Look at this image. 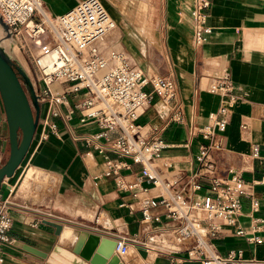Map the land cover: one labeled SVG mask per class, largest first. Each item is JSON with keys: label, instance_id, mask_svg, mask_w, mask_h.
Returning <instances> with one entry per match:
<instances>
[{"label": "crops", "instance_id": "0c3cea01", "mask_svg": "<svg viewBox=\"0 0 264 264\" xmlns=\"http://www.w3.org/2000/svg\"><path fill=\"white\" fill-rule=\"evenodd\" d=\"M42 1L51 16L62 14L80 2ZM104 1L106 5L102 2L103 5L116 22V29L107 37L104 47L122 52L130 65L148 75L171 76L177 82L176 102L180 105L182 120L172 119L174 103L164 104L153 96L137 123L145 137L159 138L166 144L160 158L155 160L160 176L164 180L177 179L173 188L190 200L205 194L210 182V176L203 174L194 179L200 188L191 187L194 181L191 177L199 170L197 155L205 143L198 130L207 124L208 115L220 103V96L209 92L208 86L223 72L230 74L236 100L221 134L223 149L212 151L217 167L215 174L228 178L231 168L246 182H252L250 193L258 199L259 209L253 212L250 197H245L239 225L246 230L258 226L256 235L262 242L250 244L244 236L235 233V228L226 226L212 242L220 255L241 250L249 260L245 264H264V221H257L264 219V0H210L208 22L212 33L200 46L193 43L190 14L193 0ZM123 2L124 9H121L119 5ZM242 123L249 129L242 130ZM58 125L59 134H50L46 140L39 141L35 132L21 165L1 184L0 193L8 196L13 220L9 232L13 243L5 248L3 264H48L49 254L55 248L72 251L77 235L83 230L96 237V243L102 237L138 239V244H129L136 257L126 260L124 256L120 258L122 264H201L188 257L184 246H177L176 251L159 250L149 240L159 235L156 228L163 226L170 231L176 224L166 217L164 207L150 210L160 215L161 221H149V230L144 231L141 212L122 205L132 197L117 189L112 178L104 176L105 157L118 158L108 148L115 132L108 133L109 140L101 137L87 143L84 137L100 129L94 122L80 123L78 112L72 121L59 120ZM6 129L0 97V166L9 155ZM252 143L258 144L257 157L251 156ZM101 147L105 151L101 152ZM139 170L140 165L132 164L131 170L121 172L131 180ZM48 181L52 183L44 189ZM149 193L156 195L159 190ZM102 215L110 225L105 220L102 223ZM48 222L61 225L60 233ZM71 231L76 236L67 245ZM141 241L154 245L148 249ZM76 255L91 264L82 255Z\"/></svg>", "mask_w": 264, "mask_h": 264}, {"label": "built area", "instance_id": "2783aa9c", "mask_svg": "<svg viewBox=\"0 0 264 264\" xmlns=\"http://www.w3.org/2000/svg\"><path fill=\"white\" fill-rule=\"evenodd\" d=\"M210 4V0H193L190 14L195 46L204 44L212 33L208 22ZM0 18L7 26L8 35L19 40V48L29 54L42 81V87L34 89L38 104H46L36 129L39 141L46 140L50 134L58 135V121L70 122L77 112L80 123L94 122L100 129L84 137L87 143L101 137L109 140L108 133L115 132L108 148L118 158L105 157L104 176L112 178L117 189L132 197L122 205L139 210L142 222H160V215L150 210L162 206L166 217L176 222L170 231L163 226L155 229L159 235L168 232L173 245L171 248L159 246V250L176 251L177 246H184L188 257L201 264L249 261L241 250L220 255L212 242L225 226L235 228V233L244 236L250 244L262 242L256 235L258 226L246 230L239 225L245 197H250L253 212L259 209L258 199L250 193L252 182H246L231 168L228 178L215 174L217 167L212 151L223 149L221 134L236 100L228 72L214 78L208 86L209 92L220 96V103L216 111L208 115L207 124L198 130L205 143L201 144L197 155L199 170L191 179L205 174L210 176V182L205 194L190 200L173 188L177 179L164 180L160 176L155 160L160 158L166 144L159 138L145 137L137 123L153 96L164 104L174 103L172 119L182 120L181 108L176 102L177 82L171 76L148 75L130 65L122 52L104 47L102 41L115 29V23L101 0H80L73 8L56 16L46 13L42 0H0ZM48 55L50 62L43 64L42 58ZM62 84H66V88L59 89ZM76 97L79 99L75 100ZM240 127L244 131L249 129L245 123ZM100 149L105 151L104 147ZM258 152V144L252 143L251 156L257 157ZM132 164L140 165V170L128 180V175L121 170H131ZM191 187L197 190L200 185L194 180ZM153 188H158L159 193L151 195L149 191ZM9 204L8 196L0 193V264L5 260V248L13 243L9 236L13 223ZM130 243L138 244L139 240L127 236L116 239L114 254L122 258ZM140 244L151 248L149 242Z\"/></svg>", "mask_w": 264, "mask_h": 264}, {"label": "water", "instance_id": "95a60500", "mask_svg": "<svg viewBox=\"0 0 264 264\" xmlns=\"http://www.w3.org/2000/svg\"><path fill=\"white\" fill-rule=\"evenodd\" d=\"M5 31L7 26L2 22ZM14 65L24 79L23 82L15 70ZM27 91L32 97L34 111L27 97ZM0 97L5 111L7 129H8V143L9 155L4 164L0 166V187L3 180L11 177L16 168L25 158L30 144L33 140L37 129L39 119V104L34 88L29 81L27 75L18 65H15L9 54L0 45ZM56 228V233L59 234L62 226L56 223L48 222ZM91 236L89 232L83 230L78 235L73 244L72 252L81 255V250ZM116 248V240L107 237L99 238L98 242L92 249L88 258L91 264H122L119 257L114 254ZM31 251L40 256H45L37 250L29 248ZM47 264V263H46Z\"/></svg>", "mask_w": 264, "mask_h": 264}, {"label": "bare ground", "instance_id": "6f19581e", "mask_svg": "<svg viewBox=\"0 0 264 264\" xmlns=\"http://www.w3.org/2000/svg\"><path fill=\"white\" fill-rule=\"evenodd\" d=\"M103 4V3H102ZM104 6V5H103ZM105 8V6H104ZM106 9V8H105ZM107 11V9H106ZM108 12V11H107ZM47 13V12H46ZM109 13V12H108ZM48 14V13H47ZM49 16H51L50 14H48ZM110 15V14H109ZM111 16V15H110ZM112 18V17H111ZM113 19V18H112ZM114 23H115V29H116V22L115 20L113 19ZM112 30L111 32H109L104 40L102 41V44H105V41L107 40V37L115 31ZM0 45L3 47V46H6L8 47L10 45V47H12L13 45H15V40L12 36H9L8 33L4 30L2 24L0 23ZM128 57V55H126ZM51 60V56L48 55V56H45L42 58V63L43 64H47L49 63ZM29 150V149H28ZM28 152V151H27ZM22 163V162H21ZM20 163V165H21ZM19 165V166H20ZM18 166V167H19ZM17 167V168H18ZM16 168V170H17ZM15 170V171H16ZM15 173V172H14ZM14 175V174H13ZM12 175V176H13ZM11 176V177H12ZM7 178H10V177H7ZM158 188H153L151 189L150 191L151 192H154V190ZM149 225H148V222H144V225H143V230L144 231H147L149 230ZM75 232L74 231H71L68 239H67V242L66 244L67 245H71L75 239ZM151 242H155L156 244H158L160 247L162 248H168L169 247V242H168V239L167 237L163 234V235H158V236H151L150 239H149ZM95 243H96V237L94 236H91L89 239L86 240V242L84 243L83 247H82V250H81V255L84 257V258H88L92 249L94 248L95 246ZM131 245V244H130ZM128 245V248L126 250L125 253H123L121 256L122 258L128 253V250H129V246ZM151 245V244H150ZM112 262V259L110 261L109 264H111ZM48 264H88L86 261H84L83 259H81L79 256H77L75 253H73L72 251L68 250V249H65L63 247H57L55 248L50 254H49V257H48Z\"/></svg>", "mask_w": 264, "mask_h": 264}, {"label": "rangeland", "instance_id": "374dc122", "mask_svg": "<svg viewBox=\"0 0 264 264\" xmlns=\"http://www.w3.org/2000/svg\"><path fill=\"white\" fill-rule=\"evenodd\" d=\"M101 2H105V1L101 0ZM105 5H106V2H105ZM124 5H125V2L122 3V6L121 5H119V6L121 7V9H124V7H123ZM18 38L20 39V36H18ZM18 42H19V40H15V45H13L12 47H5L4 50L9 54V56L13 60L14 64L18 65L21 68V70L25 72V74L27 75V77H28L29 81L31 82L33 88L38 90L39 88L42 87V81L39 80V73H38L37 69L34 67V65L32 64L29 54L23 52V50H21L19 48ZM58 87H59V89H62L64 87L66 88V84L59 85ZM26 94H27L28 100L31 104V108L34 111V106L32 103V97L28 91ZM71 98H73V97H71ZM74 99L77 100L78 97H76ZM45 108H46L45 103L39 104V110H40L39 113L43 114ZM6 132L8 135L7 129H6ZM51 183H52L51 181H48L47 183H45L43 185V188L44 189L47 188ZM104 217H105V215H102V217H101L102 223L105 220V222H107V224L110 225L108 219L107 218L105 219ZM165 236L168 239V242L170 244L169 247H170L172 245V242H171L169 236H167V235H165ZM150 244L154 245V243H150ZM157 246L159 247V245H157ZM132 257H136V253L134 252L133 248H132V250L129 249L128 253L125 255V259L129 260Z\"/></svg>", "mask_w": 264, "mask_h": 264}, {"label": "trees", "instance_id": "16d2710c", "mask_svg": "<svg viewBox=\"0 0 264 264\" xmlns=\"http://www.w3.org/2000/svg\"><path fill=\"white\" fill-rule=\"evenodd\" d=\"M12 68H13V69L15 70V72L17 73V75H18V77H19V80H20L21 82H23L24 79H23V77H22L21 75H19V73H18L16 67H15L14 65H12Z\"/></svg>", "mask_w": 264, "mask_h": 264}]
</instances>
